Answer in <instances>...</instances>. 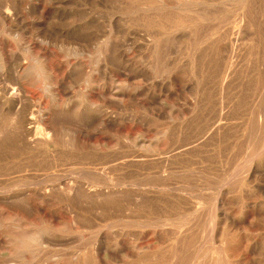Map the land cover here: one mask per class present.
<instances>
[{
  "label": "rangeland",
  "instance_id": "374dc122",
  "mask_svg": "<svg viewBox=\"0 0 264 264\" xmlns=\"http://www.w3.org/2000/svg\"><path fill=\"white\" fill-rule=\"evenodd\" d=\"M176 1L0 0V264H264V0Z\"/></svg>",
  "mask_w": 264,
  "mask_h": 264
},
{
  "label": "bare ground",
  "instance_id": "6f19581e",
  "mask_svg": "<svg viewBox=\"0 0 264 264\" xmlns=\"http://www.w3.org/2000/svg\"><path fill=\"white\" fill-rule=\"evenodd\" d=\"M45 1V0H44ZM95 1V0H94ZM248 1V0H247ZM49 2H51V1H49ZM240 2V1H239ZM96 3V2H95ZM102 3H104V2H102ZM205 3V2H204ZM67 4V3H66ZM92 4H94V3H92ZM99 4V3H98ZM108 4V3H107ZM200 4V1L199 0H179V1H176L175 3H173L172 5H168V4H164L163 6H164V8H172V9H175V10H177L178 12V15H180L181 13H186V11L188 10V11H190L191 9H193L192 7H194V6H197V5H199ZM208 4V3H207ZM245 4V3H244ZM50 5V4H49ZM58 5V4H57ZM62 5V4H61ZM65 5V4H64ZM97 5V4H96ZM53 6V5H52ZM202 6V5H201ZM55 7V6H54ZM53 7V8H54ZM60 7V6H59ZM64 7V6H63ZM95 7V6H94ZM162 7V6H161ZM161 7H157V6H155V5H147V6H145L144 8H143V10L144 11H146L147 13H151V14H153L154 15V13L156 14V12L157 13H161V11H162V9H161ZM58 8V7H57ZM92 8V7H91ZM101 8H104V5L101 7ZM106 8V7H105ZM142 8V7H141ZM60 9H62V7L60 8ZM93 9V8H92ZM195 9V8H194ZM88 10V9H87ZM94 10V9H93ZM138 10H139V8H138ZM53 11H56V10H53ZM62 11V10H61ZM106 11V10H105ZM108 11V10H107ZM57 12H58V10H57ZM93 12V11H92ZM94 12H95V10H94ZM137 12V11H136ZM135 12V13H136ZM143 13V12H142ZM205 14V13H204ZM59 15V14H58ZM101 15V14H100ZM136 15H138V14H136ZM182 15V14H181ZM197 15V14H196ZM105 16V15H104ZM56 17H58V16H56ZM120 17V16H119ZM106 18V17H105ZM197 18V17H196ZM115 19V18H114ZM200 19V18H199ZM198 19V20H199ZM115 21V20H114ZM122 21V20H121ZM124 21V20H123ZM108 22V21H107ZM130 22V21H129ZM41 23H44V22H41ZM46 23V22H45ZM48 23V22H47ZM46 23V24H47ZM116 23H118V22H116ZM121 23V22H120ZM119 25V24H118ZM133 25V24H132ZM45 26H47V25H45ZM124 26V25H123ZM97 30V29H96ZM99 30H100V28H99ZM103 34V33H102ZM236 34V33H235ZM163 35L164 36H167V37H170L171 35L170 34H165V33H163ZM204 35V34H203ZM103 36V35H102ZM113 36H115V35H113ZM130 36V35H129ZM135 36V35H134ZM191 36V35H190ZM202 36V35H201ZM161 38V37H160ZM159 38V39H160ZM141 40H145V38H143V37H141L140 38ZM153 41V42H156V39H150V41ZM161 40V39H160ZM182 40V39H181ZM107 41V40H106ZM130 41V40H129ZM183 41V40H182ZM206 41V40H205ZM100 42V41H99ZM72 43H74L73 41H72ZM101 43V42H100ZM123 43V42H122ZM118 44V43H117ZM124 44V43H123ZM122 44V45H123ZM130 44V43H129ZM121 45V44H120ZM158 45H159V43H158ZM129 46V45H128ZM238 46V45H237ZM233 49V48H232ZM76 52V51H75ZM79 52V51H78ZM102 54V53H101ZM228 54V53H227ZM232 57H234V55L232 56ZM42 63V62H41ZM3 60H2V58H1V56H0V67L1 66H3ZM51 65V64H50ZM39 69H40V71L46 76V78H49L50 76H48V74H47V71H46V69L44 68V65L42 66L41 64H40V66H39ZM50 75V74H49ZM48 85V84H47ZM48 87H50V86H48ZM51 88V87H50ZM47 89V88H46ZM48 92V91H47ZM49 93V92H48ZM13 95V94H12ZM16 95V94H15ZM15 97V96H14ZM17 97V96H16ZM15 97V98H16ZM56 97V96H55ZM55 100V99H54ZM21 110V109H20ZM19 110V111H20ZM40 110H41V107H40ZM44 112V111H43ZM18 113V112H17ZM32 113V112H31ZM35 113V112H34ZM20 115H21V113H20ZM32 115V114H31ZM38 115V114H37ZM25 116V115H24ZM34 116V115H33ZM42 117V116H41ZM39 118V117H38ZM15 119V118H14ZM18 119V118H17ZM32 120L33 119H37L36 118V116H34V117H32L31 118ZM42 119V118H41ZM39 120V119H38ZM221 121V120H220ZM36 122V121H35ZM35 122H33V123H35ZM13 123V122H12ZM11 123V124H12ZM217 124H219L220 125V122L219 123H217ZM33 126V125H32ZM40 126V125H39ZM29 127V126H28ZM35 127H36V125H35ZM43 126H40V128H42ZM30 128V127H29ZM215 129V128H214ZM48 130V129H47ZM7 131V130H6ZM31 131V130H30ZM29 131V132H30ZM36 131V130H35ZM41 131V130H40ZM46 131V130H45ZM39 134H41L40 132H39ZM54 134V133H53ZM30 136V135H29ZM35 136V135H34ZM47 136V135H46ZM42 137V136H41ZM43 137H44V135H43ZM36 138V137H35ZM38 138V137H37ZM30 139H32L31 137H30ZM250 142V141H249ZM35 143V142H34ZM36 143H38V142H36ZM193 146V145H192ZM189 147V146H188ZM187 147V148H188ZM191 147V146H190ZM186 149V148H185ZM135 160V159H134ZM138 161V160H137ZM123 162V161H122ZM249 164V163H248ZM250 165V164H249ZM241 170V169H240ZM243 170H245V169H243ZM242 171V170H241ZM235 172H236V170H235ZM240 172V171H239ZM247 172V171H246ZM238 172H236V174H237ZM246 174V173H245ZM239 175V174H238ZM236 176V175H235ZM238 177V176H237ZM234 178V177H233ZM252 178V177H251ZM235 179H237V178H234V180ZM239 179V178H238ZM224 181V180H223ZM230 182V181H229ZM226 183V182H225ZM225 185V184H224ZM230 185V184H229ZM226 186V185H225ZM224 187V186H223ZM147 189V188H146ZM152 190V189H151ZM75 194V193H74ZM43 195V194H42ZM211 216V215H210ZM14 217V216H13ZM3 218V217H2ZM14 219V218H13ZM211 219V218H210ZM16 221L18 220V219H15ZM20 220V219H19ZM18 220V221H19ZM13 221V220H12ZM6 222V221H5ZM17 223H19V222H17ZM15 225H16V223H14ZM209 224H210V222H209ZM20 225V224H19ZM22 226H23V224H22ZM28 226V225H27ZM16 227H18L19 228V226H18V224H17V226ZM41 230V229H40ZM40 230L37 232V233H40ZM44 231V230H43ZM30 235H26V236H24L22 239H16V240H18L19 241V246L20 247H17V250H15V251H17L18 253H19V251L21 250V249H24V248H30V247H34L33 245H32V243H31V240H33V238H34V236L35 235H37V234H35V233H33V234H31L30 232H28ZM35 234V235H34ZM43 234V233H42ZM45 234V233H44ZM44 236V235H43ZM36 237V236H35ZM40 238L41 237H39V240H40ZM36 241H37V239H36ZM40 242V241H39ZM43 243V242H42ZM38 244V243H37ZM40 244V243H39ZM43 245V244H42ZM41 245V246H42ZM36 247V246H35ZM33 249V248H32ZM38 249V248H37ZM102 249V248H101ZM201 249V248H200ZM98 250H99V248H98ZM99 252V251H98ZM199 253V252H198ZM210 253V252H209ZM13 254V253H12ZM15 254V253H14ZM78 254H79V252H78ZM101 254V253H100ZM17 255V254H16ZM77 257H78V255H76ZM75 256V257H76ZM101 256V255H100ZM74 257V258H75ZM103 258V257H102ZM76 259H78V258H76ZM75 259V260H76ZM80 261V260H79Z\"/></svg>",
  "mask_w": 264,
  "mask_h": 264
}]
</instances>
